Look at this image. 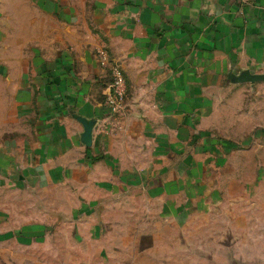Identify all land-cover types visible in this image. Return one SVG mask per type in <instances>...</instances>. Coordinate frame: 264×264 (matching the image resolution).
<instances>
[{
  "label": "crops",
  "instance_id": "1",
  "mask_svg": "<svg viewBox=\"0 0 264 264\" xmlns=\"http://www.w3.org/2000/svg\"><path fill=\"white\" fill-rule=\"evenodd\" d=\"M72 4L0 0V57L36 48L16 86L32 119L0 145V186L46 203L29 214L2 192L0 264H236L248 217L264 230V78H235L264 75V0ZM101 49L126 77L117 115Z\"/></svg>",
  "mask_w": 264,
  "mask_h": 264
},
{
  "label": "rangeland",
  "instance_id": "2",
  "mask_svg": "<svg viewBox=\"0 0 264 264\" xmlns=\"http://www.w3.org/2000/svg\"><path fill=\"white\" fill-rule=\"evenodd\" d=\"M73 1L78 6L79 1L82 0H67ZM26 4L24 5L25 9ZM5 11V12H4ZM33 10L28 8L23 11V14H31ZM25 12V13H24ZM2 19V20H1ZM13 13L10 8L4 10L0 9V20L3 23H0V33L7 32L11 35V31H13ZM60 27V25H59ZM90 28L92 31H95L94 26L91 25ZM6 45L15 46L14 39H8L5 41ZM4 45V46H6ZM6 46V47H7ZM36 48L30 44L28 41L27 45L24 46L22 53L15 55L14 51L12 56L7 55L4 59L0 57V64L4 65L5 71L2 72L0 70V145L7 139L8 146L11 147V143H13V139L16 137L18 132L23 128L25 129L31 122V116L23 112L24 114L21 116L22 109L19 103V98H17V94L19 91L22 92V98L25 100V97L29 94L25 89L17 90L16 86L20 84H24L27 82L29 84L30 78L32 75L31 72V59L35 54ZM2 69V68H1ZM9 83L6 85L5 83ZM18 91V92H17ZM19 95V94H18ZM24 111H28L26 106L24 105ZM12 157V156H11ZM9 183V180H8ZM11 184V183H10ZM5 185L0 186V198L2 192H7L13 194L21 193L22 194V205L23 208L27 209V213L32 214L35 211H31V207H35L36 203H39L38 206L40 209H46V203L44 200H39L38 193L40 190L35 189V186L32 185ZM38 192V193H37ZM37 194V195H36ZM254 191L248 192V197L253 196ZM18 197V196H16ZM15 195H8L7 197V207L11 208L10 204L14 205ZM18 202V201H17ZM43 203V207H42ZM254 220V221H251ZM245 231L240 233V240L233 241L232 247V256L238 255L239 262L236 264H260L258 259L263 257L262 264H264V230L260 231L258 228V224L255 222V217H248V222H246ZM233 258V257H232ZM242 258H246L247 260H242ZM234 259V258H233ZM256 262V263H255ZM233 264V263H232Z\"/></svg>",
  "mask_w": 264,
  "mask_h": 264
},
{
  "label": "built area",
  "instance_id": "3",
  "mask_svg": "<svg viewBox=\"0 0 264 264\" xmlns=\"http://www.w3.org/2000/svg\"><path fill=\"white\" fill-rule=\"evenodd\" d=\"M241 4H248L254 0H237ZM100 64L109 71V82L105 88L104 106L111 115H117L124 109L127 82L126 77L118 63L113 61L108 52L101 49L99 52Z\"/></svg>",
  "mask_w": 264,
  "mask_h": 264
},
{
  "label": "water",
  "instance_id": "4",
  "mask_svg": "<svg viewBox=\"0 0 264 264\" xmlns=\"http://www.w3.org/2000/svg\"><path fill=\"white\" fill-rule=\"evenodd\" d=\"M235 78L237 81L254 82L255 80L264 78V75L263 76L254 75V74H251L249 70H243V71H240L237 75H235Z\"/></svg>",
  "mask_w": 264,
  "mask_h": 264
}]
</instances>
